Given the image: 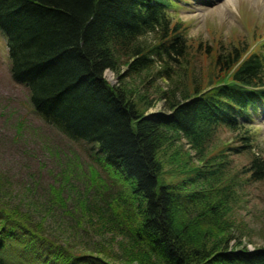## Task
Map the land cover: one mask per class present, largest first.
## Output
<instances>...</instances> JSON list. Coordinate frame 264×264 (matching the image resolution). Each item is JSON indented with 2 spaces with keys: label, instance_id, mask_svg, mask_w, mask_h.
<instances>
[{
  "label": "trees",
  "instance_id": "16d2710c",
  "mask_svg": "<svg viewBox=\"0 0 264 264\" xmlns=\"http://www.w3.org/2000/svg\"><path fill=\"white\" fill-rule=\"evenodd\" d=\"M170 8L171 0H0L12 77L30 90L36 113L69 139L96 147L98 160L130 185L108 221L128 236L127 245L118 241L124 262L76 254L46 220L34 222L21 205L0 201V264H264V248L229 249L240 181L224 150L209 152L223 127L242 142L229 155L253 149L248 124L264 103V56L237 47L220 53L216 76L180 98L164 92L168 111L148 115L151 105L141 110L104 77L123 65L127 74L149 70L155 51L186 55L184 28L172 23ZM148 35L159 36L152 48L143 41ZM182 140L199 164L187 153V178L161 182V152ZM245 175L264 180V158L254 157Z\"/></svg>",
  "mask_w": 264,
  "mask_h": 264
},
{
  "label": "rangeland",
  "instance_id": "374dc122",
  "mask_svg": "<svg viewBox=\"0 0 264 264\" xmlns=\"http://www.w3.org/2000/svg\"><path fill=\"white\" fill-rule=\"evenodd\" d=\"M171 1L168 13L173 24L184 28L186 55L169 57L155 51L147 71L127 74L128 66L123 65L119 72L105 74L141 110L151 105L147 115L168 111L164 92L177 91L180 98L181 90L193 91L216 76L214 63L220 53L237 47L242 53L264 56V0H232L229 9L230 0ZM158 37L148 35L143 41L152 48ZM11 68L8 40L0 29V201L21 205L34 222L46 220L51 233L69 242L76 254L100 252L113 262H124L128 256L119 242L127 245L128 236L111 228L108 221L123 207L130 185L110 164L98 160L96 147L69 139L38 115L30 90L15 82ZM248 125L252 150L229 155L228 148L242 142L238 133L224 127L209 146L212 154L223 150L228 154L231 176L236 174L240 181L231 204L230 250L264 248V180L243 176L254 157L264 158V103ZM187 153L194 157L191 165L197 166L196 151L186 140L161 152L165 170L161 182L187 178L188 170L183 168Z\"/></svg>",
  "mask_w": 264,
  "mask_h": 264
},
{
  "label": "bare ground",
  "instance_id": "6f19581e",
  "mask_svg": "<svg viewBox=\"0 0 264 264\" xmlns=\"http://www.w3.org/2000/svg\"><path fill=\"white\" fill-rule=\"evenodd\" d=\"M231 3H232V0L228 1V4L226 5V7L228 8L229 4H231Z\"/></svg>",
  "mask_w": 264,
  "mask_h": 264
}]
</instances>
